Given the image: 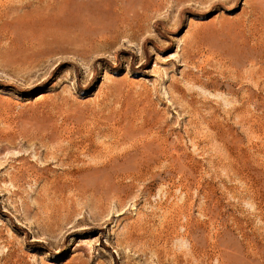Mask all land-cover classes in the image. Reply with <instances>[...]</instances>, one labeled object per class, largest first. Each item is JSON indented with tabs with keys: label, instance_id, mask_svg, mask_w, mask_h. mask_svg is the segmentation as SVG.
I'll return each mask as SVG.
<instances>
[{
	"label": "rangeland",
	"instance_id": "1",
	"mask_svg": "<svg viewBox=\"0 0 264 264\" xmlns=\"http://www.w3.org/2000/svg\"><path fill=\"white\" fill-rule=\"evenodd\" d=\"M19 1L0 264H264V0ZM132 146L149 165L106 180L94 155Z\"/></svg>",
	"mask_w": 264,
	"mask_h": 264
},
{
	"label": "bare ground",
	"instance_id": "2",
	"mask_svg": "<svg viewBox=\"0 0 264 264\" xmlns=\"http://www.w3.org/2000/svg\"><path fill=\"white\" fill-rule=\"evenodd\" d=\"M10 1H12V0H6V2H9L10 3ZM31 1H33V2H36V3H40L42 0H31ZM22 2V0L21 1H19L18 3L20 4H18V5H11V4H5V2H4V4L5 5H1L2 6V11L3 12H8V11H6L7 9L8 10H10V11H16V10H21L22 8H24V4H22L21 3ZM1 3V2H0ZM45 3V2H44ZM65 3H68V1H66L65 0ZM64 3V4H65ZM48 4V3H47ZM51 4V3H50ZM67 5V4H66ZM29 7H30V4L28 5ZM33 6V5H32ZM37 6V5H36ZM39 6V5H38ZM65 6V5H64ZM53 8V7H52ZM25 9V8H24ZM23 9V10H24ZM37 9V8H36ZM61 9V8H60ZM65 9V8H64ZM42 10V9H41ZM9 11V12H10ZM44 11V10H43ZM8 12V13H9ZM66 12V11H65ZM12 13V12H11ZM22 13V12H21ZM35 13H37V12H35ZM23 14H24V12H23ZM44 14H46V13H44ZM44 14H42V12H41V17H43L44 16ZM62 14V13H61ZM11 14H9L8 16H10ZM13 15V14H12ZM15 15V14H14ZM2 16H5V15H2ZM1 16V17H2ZM7 16V14H6V18L8 17ZM23 16V18H24V15H22ZM51 16V15H50ZM15 17V16H14ZM36 17V16H35ZM38 17V16H37ZM39 17H40V14H39ZM40 17V18H41ZM49 17V16H48ZM21 18V17H20ZM47 18V17H46ZM51 17H49L48 19H46V20H49ZM42 19V18H41ZM36 20V19H35ZM37 20H38V18H37ZM43 20H45V18H43L42 20H40V21H42V22H44ZM45 20V21H46ZM50 20H52V19H50ZM15 21H17L16 20V17H15ZM19 21V20H18ZM0 22H1V20H0ZM5 23H7L6 21H4ZM12 22V21H11ZM23 22V21H22ZM41 22V24H43L44 25V23H42ZM49 22H51V21H48V23ZM28 23V22H27ZM35 23H37V22H35ZM46 23V22H45ZM50 24V23H49ZM0 25H3V24H0ZM23 25V24H22ZM40 25V24H39ZM61 25V24H60ZM5 26V25H4ZM7 27H4V29L5 30H8L7 28H8V24L6 25ZM45 26H46V28H47V23L45 24ZM45 26H43L44 27V30L43 31H45V32H47L46 30H45ZM62 27V26H61ZM2 28H3V26H2ZM40 29V28H39ZM62 30V29H61ZM33 31V30H32ZM3 32V31H2ZM1 32V33H2ZM5 32V31H4ZM7 32V31H6ZM5 32V33H6ZM39 32V31H38ZM66 32V31H65ZM36 32H34L33 34V39L35 40V44L38 46H36L37 48H39L37 51V54L36 55H34V56H36L35 58H34V60H36L37 58H40V57H45V56H47L48 54H50V53H48V51H50V50H48L47 51V48L45 49V45H43V42H44V40H43V35L41 36V33L42 32H39L40 34H35ZM4 34V33H3ZM32 33H30L29 34V36L31 35ZM7 35H9V34H7ZM41 36V37H40ZM27 38V37H26ZM50 38H52V37H50ZM25 40H27V39H25ZM50 40V39H49ZM29 42V41H28ZM32 42H33V40H32ZM52 44V43H51ZM53 45V44H52ZM34 46V45H33ZM26 47V46H25ZM35 47V48H36ZM22 48V47H21ZM33 56V57H34ZM190 58V57H189ZM16 62V61H15ZM89 131V130H88ZM42 137V136H41ZM46 137V136H45ZM68 137V136H67ZM10 139V138H9ZM50 140V139H49ZM115 141V140H114ZM123 143V142H122ZM120 144V143H119ZM118 142L117 143H113V144H110L111 146H112V148H114L113 146H116V147H118ZM90 145V144H89ZM109 145V148L111 147ZM137 145V144H136ZM135 145V146H136ZM134 146V145H133ZM132 146V147H133ZM142 147V146H141ZM77 148V147H76ZM139 148V147H138ZM134 148L133 147V149H131V151H127V152H125L124 153V157H116V156H118V155H113V153L111 154L110 153V151H109V149H107V147H106V149H107V151L105 150V152H99L98 151V153H96L95 155H94V157L96 158V160H97V162L99 163L96 167H98V170L100 171V172H103L104 174L107 172V174H105L104 176H105V179L106 180H113V178H129L130 179V181L131 180H135V175H137V174H135L137 171H138V169H141L142 167H144L147 163H149V162H151V159H150V157H149V155L150 154H148V152H143L144 151V148L142 147V148ZM111 149V148H110ZM109 151V152H108ZM56 152V151H55ZM119 156H120V154H119ZM145 156H147L148 158H146ZM123 159H125L124 161H123ZM121 162H120V161ZM93 161V160H92ZM95 161V160H94ZM77 163V162H76ZM94 163H96V162H94ZM147 165H149V164H147ZM146 165V166H147ZM178 167V166H177ZM109 168H112L113 169V171H111V170H109ZM108 169V170H107ZM68 170V169H67ZM144 170V169H143ZM151 171V170H150ZM72 172H74V171H72ZM79 172V171H78ZM89 172H91V171H89ZM110 172V173H109ZM72 174V173H71ZM78 174V173H77ZM92 174H94V173H92ZM79 175V174H78ZM103 176V175H102ZM102 176H100V177H102ZM103 178V177H102ZM101 178V179H102ZM117 180V179H116ZM103 182V181H102ZM107 183V182H106ZM109 184V183H108ZM86 189V188H85ZM105 189V188H104ZM261 250H263V249H261ZM220 253V252H219ZM254 253V252H253ZM221 256V255H220ZM263 259V258H262ZM249 260V259H248Z\"/></svg>",
	"mask_w": 264,
	"mask_h": 264
}]
</instances>
